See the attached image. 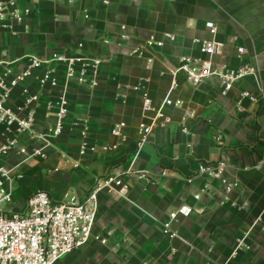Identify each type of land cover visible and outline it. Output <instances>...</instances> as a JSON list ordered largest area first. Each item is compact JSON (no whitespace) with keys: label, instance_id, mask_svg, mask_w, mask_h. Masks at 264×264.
I'll return each mask as SVG.
<instances>
[{"label":"crops","instance_id":"crops-1","mask_svg":"<svg viewBox=\"0 0 264 264\" xmlns=\"http://www.w3.org/2000/svg\"><path fill=\"white\" fill-rule=\"evenodd\" d=\"M17 1L32 12L16 36L0 31V61L84 54L104 63L99 88L71 89L66 131L52 142L49 159L18 169L24 178L12 182L14 201L8 205L17 200L20 205L10 209L25 211L38 191L57 203L84 201L96 179L110 174H122L130 186L128 199L110 190L100 195L93 238L59 264H264V166L256 168L264 152V0ZM207 23L218 29L215 37ZM166 33L175 41L147 50L144 59L131 56L150 37L163 40ZM212 39L224 44L213 60L216 68H258L256 77L236 83L226 96L217 77L193 86L173 75L182 56L204 58L196 40ZM148 58L153 59L150 65ZM174 79L179 87L172 90ZM31 87L38 89L36 82ZM138 88L158 107L167 99L184 102L193 112L190 134L179 125L184 109L164 107L173 123L156 129L138 152L139 125L152 117L143 112ZM243 93L255 100L242 98ZM46 100L38 110L39 132L54 123ZM121 122L127 126L116 138L112 129ZM83 128L97 148L85 156L80 155ZM18 161L12 157L7 164ZM219 161L241 184L231 194L219 181L197 174L200 163ZM138 172H147L149 179H139ZM184 206L192 213L178 217L174 229L179 238L169 240L163 223ZM245 237L251 249H240L231 258Z\"/></svg>","mask_w":264,"mask_h":264},{"label":"built area","instance_id":"built-area-1","mask_svg":"<svg viewBox=\"0 0 264 264\" xmlns=\"http://www.w3.org/2000/svg\"><path fill=\"white\" fill-rule=\"evenodd\" d=\"M31 12V9L21 7L17 0H0V31H8L16 36L17 27L25 24ZM206 27L215 37L218 31L216 26L207 23ZM126 29L125 26L121 27L124 32ZM166 41L174 42L175 36L166 33L163 40L152 36L142 46L134 48L131 56L144 59L147 50L163 48ZM195 43L204 58L182 56L173 74L181 75L190 85L199 86L206 80L217 77L222 85V95L226 96L236 83L257 76L258 68L253 65H245L239 69L216 68L213 60L222 54L224 48V44L216 39L196 40ZM83 47L82 43L78 44L80 50ZM239 53L243 54L244 50L239 49ZM147 62L150 65L153 59L148 58ZM103 63L100 58L84 54H56L48 60L24 56L12 61H0V264H59L63 258L82 248L93 238L99 213V197L105 190L114 191L121 198L128 199L130 186L124 181L123 175L110 174L96 179L93 190L84 201L74 199L70 203H57L47 192L38 191L29 197L25 211L3 210L4 204L14 201L12 182L14 179L24 178L18 171L20 166L34 160L47 161L52 142L64 135L70 116L71 89L74 86L91 90L99 88ZM32 82H36L37 90L32 89ZM178 87L179 83L174 79L172 90ZM18 90L20 97L16 99ZM138 90L141 91L144 114L152 116L149 124L141 122L139 125L138 152L149 142L156 129H166L173 123L164 107L184 109L179 125L183 134H190L188 122L193 112L185 108L184 102L167 99L163 107H158L146 90ZM44 96L47 97V116L53 118L54 123L46 132H39L38 110ZM242 98L255 100L248 93H243ZM126 126L124 122L116 124L112 135L122 137ZM80 136V155L85 156L88 152L97 150L88 142L86 128L80 130ZM115 148L105 147L104 150ZM12 157L19 161L10 166L7 160ZM262 166L264 152L256 168L261 169ZM197 174L219 181L226 194L241 187L225 161L200 163ZM136 175L141 180L149 179L147 172H138ZM195 199L199 200L200 196ZM191 213L192 209L189 207L178 209L163 223V235L169 240L178 239L179 233L174 229V224L179 216L188 217ZM259 221L261 218L257 223ZM240 249H251L246 243V237L238 241L231 258H235Z\"/></svg>","mask_w":264,"mask_h":264},{"label":"rangeland","instance_id":"rangeland-1","mask_svg":"<svg viewBox=\"0 0 264 264\" xmlns=\"http://www.w3.org/2000/svg\"><path fill=\"white\" fill-rule=\"evenodd\" d=\"M18 189H20V186L18 185V184H15V186H14V190H15V192H18L17 190ZM18 205H20V202L17 200L16 201V203H14V204H11V205H8V204H4L3 205V210H5V211H9V210H11L10 208L11 207H18Z\"/></svg>","mask_w":264,"mask_h":264}]
</instances>
